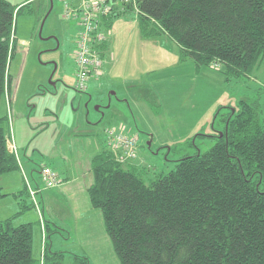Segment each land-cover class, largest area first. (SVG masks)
I'll list each match as a JSON object with an SVG mask.
<instances>
[{"label":"trees","instance_id":"1","mask_svg":"<svg viewBox=\"0 0 264 264\" xmlns=\"http://www.w3.org/2000/svg\"><path fill=\"white\" fill-rule=\"evenodd\" d=\"M117 2V1H116ZM103 16L102 29L134 15L145 39L173 41L180 61L216 67L226 81L249 78L264 61V0H128ZM31 4L0 0V100L13 90L16 15ZM132 16V17H134ZM101 29V30H102ZM108 40L99 52L108 49ZM224 109V108H220ZM222 119L215 146L184 157L174 171L146 183L141 170L104 150L91 162L87 194L101 212L119 264H264V122L258 102H240ZM9 128L0 118V179L20 170ZM26 189L13 197L20 212L0 221V264H66L53 252L55 225L43 224L44 258L33 256L36 224L14 226L35 208ZM0 187V200L6 198ZM26 197V200L22 198ZM71 264H90L72 256Z\"/></svg>","mask_w":264,"mask_h":264},{"label":"rangeland","instance_id":"2","mask_svg":"<svg viewBox=\"0 0 264 264\" xmlns=\"http://www.w3.org/2000/svg\"><path fill=\"white\" fill-rule=\"evenodd\" d=\"M7 1L16 7L31 4L15 18L17 46L10 68L13 90L10 99L0 100V118L9 117L11 146L28 162V177L35 186H45V167H51L61 183L69 174L75 196L68 190L61 196L67 206L75 197V236L90 250V264H119L101 212L96 210L98 216L91 218L83 207L89 204L86 191L93 183V158L114 150L115 134L136 137L137 158L119 161L141 170L148 184L174 171L184 157L210 151L216 144L214 137L224 131L223 116L237 110L240 102H258L264 122V61L249 78L226 81L216 67L198 69L192 60L181 62L170 39H145L137 18L126 15L105 29L109 46L103 74L91 77L81 92L76 89L75 54L79 21L75 14L67 19L66 2ZM116 4L122 6L120 1ZM97 142L98 150L93 145ZM21 179L17 173L1 177L3 194L16 191L15 185L22 188L21 181L17 182ZM28 185L26 190L37 209L36 190ZM19 202L12 196L1 199L0 221L14 218L21 210ZM38 216L32 209L14 221L15 227L36 224L34 255L44 224L40 226ZM59 239L56 247L70 251L66 237ZM72 256L67 254L66 264Z\"/></svg>","mask_w":264,"mask_h":264},{"label":"built area","instance_id":"3","mask_svg":"<svg viewBox=\"0 0 264 264\" xmlns=\"http://www.w3.org/2000/svg\"><path fill=\"white\" fill-rule=\"evenodd\" d=\"M66 2L67 19L74 14L79 19V35L76 42V89L84 92L91 77L99 78L103 74L104 60L100 55V46L108 40L102 29V17L111 13L114 2L128 0H63ZM80 2L79 4L76 2ZM102 29V30H101ZM113 149L120 154L121 161L136 158L138 141L136 137L115 134ZM47 187L58 184L56 174L48 167L42 171ZM34 195V193H31Z\"/></svg>","mask_w":264,"mask_h":264},{"label":"crops","instance_id":"4","mask_svg":"<svg viewBox=\"0 0 264 264\" xmlns=\"http://www.w3.org/2000/svg\"><path fill=\"white\" fill-rule=\"evenodd\" d=\"M76 3L79 4L80 2L78 1ZM77 20H79V19H77ZM103 60H104V58H103ZM105 143L107 144V142H105ZM93 145H96L97 150L99 149V146H100L99 142H97L96 144H93ZM17 151L19 154L18 148H17ZM18 157H19L20 170H19V172H16V173L21 174L22 179L17 180V182L21 181L22 188H20L19 185L18 186L15 185L16 191H13L12 193H7L6 194L7 197H9V196L13 197L14 194H19L24 189H27L26 186L29 184L28 185L29 189L36 190V192H35L36 193V202H37L36 204L38 205L37 206L38 208L36 209V207H35L34 210L38 211L40 226H41V222L42 223L44 222L45 226L47 224L50 226L53 224V225H55V228L57 229V233L53 234L51 237L52 251L53 252H63V253L78 255V256L79 255L80 256H86V257H89L90 262H92L91 257L89 255L90 250H87L85 247L86 243L79 242L75 236V215H76L75 214V197L70 202V206H67L66 205L67 202L64 199L65 197L61 196V195H63L64 191H67V190H68V192H70L71 196H75V191H73L74 189L71 187L73 185V180L70 179L69 174H67L68 179L65 180L64 183H61L59 176L56 174L58 184L53 188H48L46 184H45V186H41L39 184L35 186V185L31 184V181L28 177V169H29L28 162H26L22 159L21 154H19ZM49 168H51V167H49ZM90 172H91V170H90ZM24 177H26V182H29L28 184L27 183L25 184V182H24L25 178ZM27 180H29V181H27ZM86 193H87V191H86ZM13 199L18 204L19 200L15 197H13ZM88 199H89V197H88ZM27 200H28L29 204H33V200L29 196L27 197ZM83 207H84V209L88 210V214L86 216H88V217L90 216L91 218L98 216V214H96L97 212H95L96 210H94L92 208L90 201H89L88 205L84 204ZM0 209H1V207H0ZM67 221H69V222L67 223ZM70 221H74V222H72V224H70ZM41 233H42V228H41ZM61 235H62V237H66V241L68 243L70 242V244H71L70 251H61L62 249H59L60 247H56L55 241L56 240L61 241L59 239V236H61ZM101 235H102V232H100V236ZM34 238H35V236H34ZM84 240L85 239H83V241ZM42 241H43V233H42V236L40 237V243L39 244L37 243L38 253H37V255H34V250H35V239H34L33 256L39 262H41ZM78 244H79V246H78ZM89 245L93 246L94 244L89 242ZM75 247H79L82 251L81 252L76 251ZM66 262H67V260H66ZM69 264H71V261H69Z\"/></svg>","mask_w":264,"mask_h":264},{"label":"water","instance_id":"5","mask_svg":"<svg viewBox=\"0 0 264 264\" xmlns=\"http://www.w3.org/2000/svg\"><path fill=\"white\" fill-rule=\"evenodd\" d=\"M42 28H43V26H42ZM42 28H41V30H42ZM56 69H57V67H56ZM221 136H222V134L219 137H221Z\"/></svg>","mask_w":264,"mask_h":264}]
</instances>
